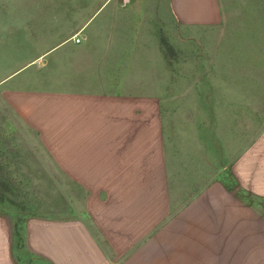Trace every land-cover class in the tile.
<instances>
[{
	"label": "crops",
	"instance_id": "crops-1",
	"mask_svg": "<svg viewBox=\"0 0 264 264\" xmlns=\"http://www.w3.org/2000/svg\"><path fill=\"white\" fill-rule=\"evenodd\" d=\"M0 14V171L38 174L56 203L0 213V264H264V0H0ZM176 29L183 52L208 45L212 91L236 97L173 109L161 39L173 50ZM207 72L189 69L188 91ZM209 105L237 110L225 139L197 114Z\"/></svg>",
	"mask_w": 264,
	"mask_h": 264
},
{
	"label": "rangeland",
	"instance_id": "rangeland-1",
	"mask_svg": "<svg viewBox=\"0 0 264 264\" xmlns=\"http://www.w3.org/2000/svg\"><path fill=\"white\" fill-rule=\"evenodd\" d=\"M16 11V9L14 10ZM3 15L0 14V29L3 27L2 22H5L2 20ZM12 20L7 21V23H12ZM173 35V36H172ZM173 43V52L175 53L176 57L173 62V69L175 73V81L177 91L174 94H168L169 98L173 97L174 101V108L177 112L183 111V109H186L184 107L185 103H188L189 100L198 99V95H204L206 102H213L214 100H221V99H232L233 97H236L238 94L236 93H214L212 91L213 89V80L215 79L213 74V61L208 60L209 57V47L206 45L205 41L202 42V46L200 47L199 37H194L193 40H191L187 44V51L183 52L182 47V34L181 31L175 30L173 34H169V37L167 39L170 41V39ZM213 48V46H212ZM213 51V50H211ZM201 56L205 57L204 60L200 58ZM10 65V64H9ZM208 70L207 75L205 76L204 83L206 82L207 89L203 93H198V84H196L195 88L193 86V91H188V88L192 87L193 82L191 83V80L188 79L186 73L189 69L193 72L198 73V71L201 69ZM210 71V73H209ZM186 75L187 78H184ZM187 81V82H186ZM189 83V84H188ZM202 84V85H203ZM182 92H181V91ZM214 97V98H213ZM220 98V99H219ZM225 104V103H224ZM208 108L204 110H198L197 114H201L202 117H210L214 118V121L217 119L218 122H220L222 126V136L225 139L226 136L229 135L231 125L233 122H235L236 119V112L237 110L229 109V108H216L211 107L210 105L207 106ZM168 111H170V108H168ZM263 109H257L255 110V113L259 116V113L262 112ZM175 112V111H174ZM256 116V124H255V132L256 134L262 129L264 124L261 122H258V118H261V116ZM211 120V119H210ZM247 122V121H245ZM212 123V122H211ZM212 126V125H211ZM210 126V127H211ZM214 126V125H213ZM209 128V126H207ZM208 130V129H207ZM218 135V133H217ZM38 174H23V173H7V172H1L0 171V180L3 182V187H1L2 195H4V199L2 200L0 198V213L3 214H9L14 216L16 220L22 221V219L30 216H38V215H47L54 213L55 210V197L53 189H42L39 188V179L37 178ZM23 176V178H22ZM30 180L27 183H24L25 180ZM1 196V195H0ZM258 202V201H257ZM256 208L261 207L264 209V204H261V206L257 203H255ZM264 211V210H263Z\"/></svg>",
	"mask_w": 264,
	"mask_h": 264
},
{
	"label": "trees",
	"instance_id": "trees-1",
	"mask_svg": "<svg viewBox=\"0 0 264 264\" xmlns=\"http://www.w3.org/2000/svg\"><path fill=\"white\" fill-rule=\"evenodd\" d=\"M161 45H162V48L164 49V52H166V53L172 52V49L166 40L161 39ZM0 195H1L0 198L3 200L4 195H2L1 189H0Z\"/></svg>",
	"mask_w": 264,
	"mask_h": 264
}]
</instances>
